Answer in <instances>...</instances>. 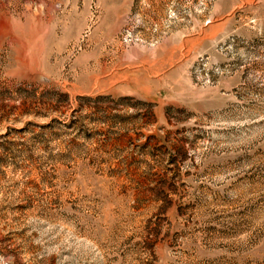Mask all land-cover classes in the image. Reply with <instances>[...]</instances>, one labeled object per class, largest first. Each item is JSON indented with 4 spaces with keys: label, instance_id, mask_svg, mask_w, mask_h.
<instances>
[{
    "label": "rangeland",
    "instance_id": "374dc122",
    "mask_svg": "<svg viewBox=\"0 0 264 264\" xmlns=\"http://www.w3.org/2000/svg\"><path fill=\"white\" fill-rule=\"evenodd\" d=\"M0 264H264V0H0Z\"/></svg>",
    "mask_w": 264,
    "mask_h": 264
}]
</instances>
